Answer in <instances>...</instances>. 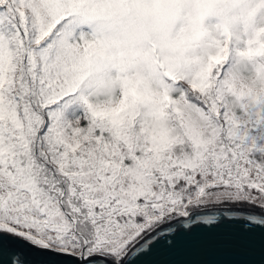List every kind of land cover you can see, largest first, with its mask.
<instances>
[{"label": "snow or ice", "instance_id": "obj_1", "mask_svg": "<svg viewBox=\"0 0 264 264\" xmlns=\"http://www.w3.org/2000/svg\"><path fill=\"white\" fill-rule=\"evenodd\" d=\"M264 264V0H0V264Z\"/></svg>", "mask_w": 264, "mask_h": 264}, {"label": "water", "instance_id": "obj_2", "mask_svg": "<svg viewBox=\"0 0 264 264\" xmlns=\"http://www.w3.org/2000/svg\"><path fill=\"white\" fill-rule=\"evenodd\" d=\"M185 259L199 262V264H224V262L233 259L232 257L221 253L197 254L185 257Z\"/></svg>", "mask_w": 264, "mask_h": 264}]
</instances>
